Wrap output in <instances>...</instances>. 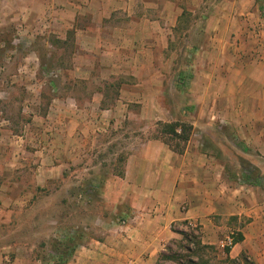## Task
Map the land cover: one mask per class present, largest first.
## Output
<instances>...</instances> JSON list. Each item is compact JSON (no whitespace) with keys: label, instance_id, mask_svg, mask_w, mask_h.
<instances>
[{"label":"crops","instance_id":"0c3cea01","mask_svg":"<svg viewBox=\"0 0 264 264\" xmlns=\"http://www.w3.org/2000/svg\"><path fill=\"white\" fill-rule=\"evenodd\" d=\"M64 4L70 28L78 19L85 34L74 41L89 65L81 77L119 81L107 105V86L85 87L74 108L64 102L54 119L33 121L29 137L45 151L29 154L32 185L0 186L4 206L32 214L16 215L10 260L0 252V264H43L34 255L47 239L75 234L65 264H168L161 254L188 225L216 246L237 231L226 258L264 264V0ZM188 110L199 138L164 131ZM208 140L239 154L233 174L229 154ZM57 179L54 199L37 196Z\"/></svg>","mask_w":264,"mask_h":264},{"label":"rangeland","instance_id":"374dc122","mask_svg":"<svg viewBox=\"0 0 264 264\" xmlns=\"http://www.w3.org/2000/svg\"><path fill=\"white\" fill-rule=\"evenodd\" d=\"M65 2L67 0H0V186L19 185L18 182L25 177H29L27 181L32 185L31 175L25 173L28 158H31L32 152L45 151L44 145L35 144L36 139L31 140L29 137L37 116L46 120L54 119L64 102L71 103L74 108L76 101L88 96L83 92L85 87L90 90L92 87L104 88L110 84L111 87L105 89L106 96L102 101L104 105L109 104L115 96L113 85L118 84V78H105V82L103 79H95L90 82L88 78L81 77V71H87L89 65L83 60L80 46L74 41L85 38V34L76 27L81 23L78 19L76 26L70 28L69 21L66 20L69 17L65 13L68 8ZM185 19L187 23H193L192 16L186 15ZM188 36L189 32H185V41ZM94 64V69L101 67L99 62L94 61ZM111 64L119 68V63H109L110 66ZM70 96L73 100L67 99ZM180 113L178 116L183 119L182 123L172 122L165 126L164 131L176 126L177 133H181L178 125L182 124L183 134L199 138L198 133L191 131L188 122L192 118L191 111ZM48 114L49 117L46 118ZM207 132H200L199 135H206ZM214 132L222 136L229 135L223 129ZM207 139L209 138L206 136ZM208 142V146L216 148L222 158L224 152L229 154L225 159L230 165L227 166L229 174H233L234 165L237 164L233 162H241L239 154L228 143L229 148L224 145L220 148L211 140ZM253 175L255 171H252ZM62 185V179L54 180L49 186L37 189V196L44 195L54 199L50 192L59 190ZM10 207L11 205L4 206L0 200V252L4 256L6 253L11 255L10 251H6L15 242L11 231L17 229L16 215L25 214L28 217L32 214L30 208L19 211L14 206V209ZM22 227L24 236H27L28 224L24 223ZM183 228L186 235L171 241V245L163 253L171 257L162 259L167 260L168 264H189V261L198 264H238L237 261L226 258L215 244L202 243L201 245H208L204 248L198 246L195 242L200 239L199 233L194 227L188 225ZM230 232L237 236V231ZM63 233L61 232L62 235ZM63 237L47 239L41 247L35 249L37 252L34 257L43 264H56L53 257L60 250L61 241L66 239V236Z\"/></svg>","mask_w":264,"mask_h":264},{"label":"trees","instance_id":"16d2710c","mask_svg":"<svg viewBox=\"0 0 264 264\" xmlns=\"http://www.w3.org/2000/svg\"><path fill=\"white\" fill-rule=\"evenodd\" d=\"M181 128V133H177V129L176 126H172L171 128L166 129V131L172 135L177 136L178 138L182 139V140H186L187 136L185 134H183L182 132L184 131V126L182 124L178 125ZM183 126V127H182ZM183 236L186 235L185 232H182ZM77 235H72L69 237H66V239L64 241H61L60 245H62L60 247V250L58 252H56L57 254L53 257L54 258V263L56 264H65L66 261L68 260L72 249L75 247V245H77ZM240 239V235L237 233V236H235V243ZM198 246L204 248L208 245H201V241L200 240H196L195 242ZM59 245V244H58ZM59 249V247L57 248V250ZM230 249H225V253H229ZM171 257H167L165 254H161V260L162 259H170ZM189 264H198L197 262H191L189 261ZM179 264H184V263H179Z\"/></svg>","mask_w":264,"mask_h":264},{"label":"built area","instance_id":"2783aa9c","mask_svg":"<svg viewBox=\"0 0 264 264\" xmlns=\"http://www.w3.org/2000/svg\"><path fill=\"white\" fill-rule=\"evenodd\" d=\"M122 224L126 223L125 219L120 220ZM74 233V232H73ZM235 244V236L233 232L227 233L225 236H223L217 243V247L225 253V249H231ZM5 259L8 261L10 260L9 255H5Z\"/></svg>","mask_w":264,"mask_h":264}]
</instances>
